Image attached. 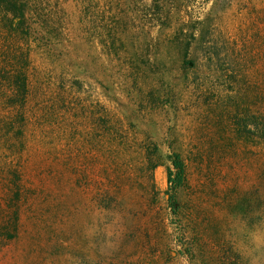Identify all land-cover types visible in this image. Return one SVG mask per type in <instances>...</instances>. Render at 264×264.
I'll use <instances>...</instances> for the list:
<instances>
[{
	"label": "trees",
	"instance_id": "16d2710c",
	"mask_svg": "<svg viewBox=\"0 0 264 264\" xmlns=\"http://www.w3.org/2000/svg\"><path fill=\"white\" fill-rule=\"evenodd\" d=\"M77 2L88 46L69 50L54 0H0V250L14 245L19 264H115L92 250L78 215H122L118 233L136 253L153 233L132 223L150 209L166 262L253 264L264 0ZM234 7L232 35L222 24ZM69 60L46 77V61ZM38 152L56 165L39 167Z\"/></svg>",
	"mask_w": 264,
	"mask_h": 264
},
{
	"label": "rangeland",
	"instance_id": "374dc122",
	"mask_svg": "<svg viewBox=\"0 0 264 264\" xmlns=\"http://www.w3.org/2000/svg\"><path fill=\"white\" fill-rule=\"evenodd\" d=\"M55 4L52 8L51 16H56L58 22L65 28V33L69 38V50H71L72 42H75L78 46H83L87 48V40L85 34H83V30L78 26L77 20L79 16V4L77 0H54ZM70 15L71 17H77L75 20L74 18H67L64 17L63 14ZM240 17L238 10L234 7L233 10H230L226 18L224 19L223 28L232 35H235V31L238 30L240 25ZM129 25L133 23V21L126 17L124 20ZM88 35V34H86ZM89 36V35H88ZM6 48L4 42L0 43V52H2ZM77 50L74 48V51ZM79 56L84 57L81 51H79ZM81 61V60H79ZM77 62V64L79 63ZM41 62V60H39ZM68 63L64 66L56 65L54 62H45V73L46 77L59 75L63 69L71 68V60L67 61ZM76 64V62H75ZM94 76V75H93ZM96 85V83H95ZM34 163L39 165L48 164L50 166L56 165L49 159V155L46 152L42 153H35L33 159ZM38 173V172H37ZM156 183H157V190L161 192V195L164 196V192L167 190L168 187V178H167V171L165 168H160L156 172ZM83 223L86 224L87 232L89 238V245L93 251L98 252L101 251L102 258L106 261H110L113 258L115 259V264H186L183 260H171L170 262H166L164 256L159 254L160 249H163L162 244V235L155 227V221L157 218V212L154 210H140L138 213V217L134 220L132 224H139L142 229L147 228L150 229V232L153 233L152 239L143 237L140 243L139 250L136 253L135 250L130 249L129 246L131 241L129 239H121L120 234L118 233L121 229L125 227H121L123 224L125 225L126 220L120 214H115L113 217L105 216L101 213H96L94 215L92 209L88 210L86 213L82 215H78V218ZM130 224V225H132ZM129 225V226H130ZM95 234L98 237H93ZM93 237V238H92ZM118 241V242H116ZM254 243L257 249L252 250V248H248L249 256L252 258L251 261L253 264H264V225L259 227L254 235ZM160 248H159V247ZM128 249V253L126 255V251ZM124 250V251H123ZM94 252V255H95ZM98 258V257H95ZM19 254L17 253L14 245L6 246V248L0 250V264H19ZM76 264H84L83 258L79 257L76 260Z\"/></svg>",
	"mask_w": 264,
	"mask_h": 264
}]
</instances>
